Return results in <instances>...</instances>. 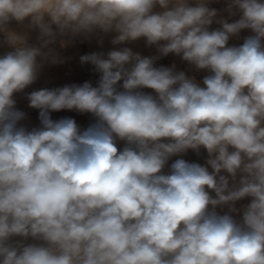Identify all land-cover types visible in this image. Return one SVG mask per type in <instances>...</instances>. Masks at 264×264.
I'll return each mask as SVG.
<instances>
[{
    "label": "clouds",
    "instance_id": "obj_1",
    "mask_svg": "<svg viewBox=\"0 0 264 264\" xmlns=\"http://www.w3.org/2000/svg\"><path fill=\"white\" fill-rule=\"evenodd\" d=\"M218 2L0 0V264H264V0ZM108 34L156 54L80 56L95 85L25 93L21 124L56 45Z\"/></svg>",
    "mask_w": 264,
    "mask_h": 264
},
{
    "label": "rangeland",
    "instance_id": "obj_2",
    "mask_svg": "<svg viewBox=\"0 0 264 264\" xmlns=\"http://www.w3.org/2000/svg\"><path fill=\"white\" fill-rule=\"evenodd\" d=\"M222 1L219 0L218 3H213L211 6L212 7L214 6L217 9H220V8L224 7L223 4H222ZM12 27L13 28H17L19 30V28L15 24V22H13ZM212 27L215 28V27H217V25H213ZM35 35H36L35 32L31 33V38H30V41H29L30 43H34L35 42ZM113 35L114 34H108L107 36L106 35H104V36L103 35H94V36H91V37L85 38V39L83 37H80L82 39H80L78 37V38H75L74 40H71V42L68 43V45L66 47L61 48L59 46V44H57L56 48H57V51L59 50L61 59L70 58L72 61L76 62L77 58H78L77 56H82V55H86V53L87 54L91 53L90 47L94 45L93 42H95V46H98V49L100 47L99 51L100 52H104V53H107L108 51H110V50H112L114 48H119V47H124V46L131 47L130 44H125V45H113V44H111V39H112ZM245 36H247L246 35V31L241 32L239 38H236V39L232 38L229 41L230 45H232V44L238 45L239 43L241 44L243 42V38ZM101 40H102V44H101ZM144 43H145V41L142 39V44H144ZM142 44H140V45L142 46ZM151 48H153V49L149 52L148 56L156 54L155 48L154 47H151ZM9 50L10 49H8L6 46L0 45V55H3L6 51H9ZM173 59L177 60L179 62V66L177 67L178 69H180V70L188 69V65L186 64V62H182L179 57H176V56H174L172 54H170L167 57H163L157 63H158V65L170 66L171 65V61ZM80 65L82 66V68L83 67L85 68V69L78 70L81 73V75H82L81 77H82L83 81L84 82L85 81H90V82H92L95 85L96 81L98 80V74H96L93 71V66L91 64H83V65L80 64ZM49 71H51L50 74L52 75V78L56 77L59 80H61L62 78H65V77L69 76L71 78V80H72V84L73 83L79 84V77L80 76L77 73L78 71L73 73V74H71V75H69L68 71L63 69L61 65H59L58 68H56V69H55V67L53 65V67ZM190 74L196 75L197 80H202L203 76L206 75L207 73H200V72L197 73V72L193 71ZM45 84L41 83L40 81L37 80L36 83H34L33 85H31V87H29L30 90L25 89L24 93H18V94L15 95V99L17 101V105H16L17 108L22 110V111H24L25 114H26V119L21 121V124H23V125H25V126H27L29 128L34 127V126H39L38 110L31 109V108H29L27 106L28 102H27V100L25 98V93L31 92L33 90H38V89H41V88L63 87V85L60 82L59 83L46 82ZM146 91H150V90H146ZM51 115H52V118L54 120L60 119L62 117L73 118V119L76 120L77 124L81 126V128H86L87 126L90 125V124L89 125L85 124L88 120H93L94 121V117H92L91 114H87V113H85V114L79 113L78 114V112L68 111V110H62L60 112H54ZM119 146H122V142H121V144ZM205 155H206V153H203V150H202V155L200 157H198L195 153L190 151L184 158L186 160H189V161L203 163ZM176 158L177 157H173V160H175ZM171 162L172 161H170L169 163H171ZM246 203H248V199L247 198L245 200H243V201L238 202L237 206L239 207L241 204H246ZM224 211H226V209H224ZM29 242H31V241H29Z\"/></svg>",
    "mask_w": 264,
    "mask_h": 264
},
{
    "label": "bare ground",
    "instance_id": "obj_3",
    "mask_svg": "<svg viewBox=\"0 0 264 264\" xmlns=\"http://www.w3.org/2000/svg\"><path fill=\"white\" fill-rule=\"evenodd\" d=\"M222 1V0H221ZM222 4L224 6V0L222 1ZM214 7V6H213ZM250 33L246 31V35H249ZM104 36V35H103ZM102 36V37H103ZM107 36V35H106ZM111 36V35H110ZM113 37V36H112ZM80 38V37H79ZM234 39H236V37H233ZM82 39V38H80ZM85 39V38H84ZM99 41V40H98ZM88 42V41H87ZM90 43V42H89ZM94 45L90 47V51L91 53L92 52H100L99 49H98V46H95V42H93ZM88 44V43H87ZM98 44V43H97ZM142 44V39L139 40V41H136V42H133L131 43V48L133 49V51L135 52H139L141 55H144V56H148L149 55V52L153 49L151 47H148L146 46V44H142V46L140 45ZM240 44V43H239ZM144 48V49H143ZM59 52V50H58ZM60 54V53H59ZM82 54V53H81ZM87 54V53H86ZM151 54V53H150ZM77 61L74 62L72 61L70 58L68 59H62L63 62L62 63H59V64H45L44 67L41 69V72H40V75H39V78H38V81H40L41 83H46V82H52V83H61L63 86L65 85H70L72 84V80L71 78L68 76V77H65V78H62L61 80H59L58 78H52V75L50 74L51 71H49L53 65L56 68H58L59 65L62 66L63 69H65L66 71H68V74L71 75L75 72H77L78 70L80 69H85L84 67L82 68V66L80 65V56H77ZM63 58V57H62ZM175 63L177 65V67L179 66V62L177 60H172L171 61V64ZM79 74V84L83 83V79H82V75L81 73L78 71L77 72ZM200 73H206V72H200ZM46 85V84H45ZM50 85V84H49ZM58 86V85H57ZM31 87V86H30ZM32 89V88H31ZM27 90H30L29 88H27ZM79 114V113H78ZM72 116V115H71ZM89 118V117H88ZM94 121L93 120H88L85 124L89 125L91 123H93ZM191 160V159H190Z\"/></svg>",
    "mask_w": 264,
    "mask_h": 264
}]
</instances>
